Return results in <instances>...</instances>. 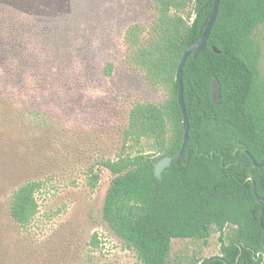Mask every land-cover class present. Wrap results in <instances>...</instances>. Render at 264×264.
<instances>
[{"label":"trees","instance_id":"16d2710c","mask_svg":"<svg viewBox=\"0 0 264 264\" xmlns=\"http://www.w3.org/2000/svg\"><path fill=\"white\" fill-rule=\"evenodd\" d=\"M151 2V19L123 33L122 61L162 97L135 102L125 115L119 152L89 169L92 187L103 169L113 175L102 220L139 264H169L173 239L206 244L211 232L220 235L226 263L261 264L264 258L255 261L252 253L264 254V204L256 202L252 181L264 199V167L253 168L242 149L264 163V70L256 40L264 30V0H219L204 51L183 68L188 142L180 163L172 162L162 180L154 177L155 164L175 158L184 139L177 67L201 35L214 0ZM43 12L40 0H0V216L20 227L38 214L36 194L44 183L26 179L14 187L27 169V162L25 170L17 164L18 150L30 128L49 125V105L59 102L57 94L73 75L63 66L68 50H54L50 24L38 19ZM112 72L111 63L103 67L104 76ZM213 78L221 87L216 102L210 95ZM93 240L97 248L96 234Z\"/></svg>","mask_w":264,"mask_h":264},{"label":"rangeland","instance_id":"374dc122","mask_svg":"<svg viewBox=\"0 0 264 264\" xmlns=\"http://www.w3.org/2000/svg\"><path fill=\"white\" fill-rule=\"evenodd\" d=\"M43 23L50 24L54 50H68L63 66L72 69L59 102L49 105L46 128H30L17 164L27 169L14 181L41 180L39 211L27 227L0 216V264H139L102 220V206L113 175L106 169L95 187L89 169L114 158L121 145L125 115L138 101H159L141 74L123 64L127 26L148 22L151 0H40ZM264 70V30L256 34ZM56 46L58 48L56 49ZM111 63V76L103 67ZM71 82V88L70 87ZM20 181V182H19ZM227 233V231L225 232ZM96 234L98 247L94 245ZM219 233L207 243L173 239L169 264H189L219 254Z\"/></svg>","mask_w":264,"mask_h":264},{"label":"water","instance_id":"95a60500","mask_svg":"<svg viewBox=\"0 0 264 264\" xmlns=\"http://www.w3.org/2000/svg\"><path fill=\"white\" fill-rule=\"evenodd\" d=\"M218 7H219V0H214L212 11H211L209 18L201 26V30H202L201 35L198 38H196L194 41H192L186 47V49L183 52L182 58L178 64L175 82L178 86V104H179V107H180V110L182 113V123H183V128H184V139H183L181 149L179 150V153L175 158L163 157L160 160H158L157 163L155 164V166H154V177L157 180H162L163 171L167 167H169L172 162H174L175 164L178 165L180 163L182 157H183V151H184V149L187 145V142H188V132H189L188 117H187V113H186L184 101H183V68H184V65H185V63L189 57L196 59L198 57V55H200L204 51V49L207 45V41H208V38L210 36L211 30L214 26L217 14H218ZM213 50L215 52H218L216 49H213ZM210 95H211V100L213 102H216V101L220 100V98H221V87H220V83H219L217 78H213V80L211 82ZM242 151L250 158L251 165L253 168L261 169L264 167V163L258 164L252 158V156L247 152L246 149H242ZM252 192L254 194L256 202L260 203V204H264V199L261 198L257 194L256 187H255V184L253 181H252ZM262 246L264 247V230H263V234H262ZM214 260H220V261L225 262L221 256H213V257H209V258L203 260L199 264H207L208 262L214 261ZM225 264H228V263L225 262Z\"/></svg>","mask_w":264,"mask_h":264},{"label":"flooded vegetation","instance_id":"af4514ba","mask_svg":"<svg viewBox=\"0 0 264 264\" xmlns=\"http://www.w3.org/2000/svg\"><path fill=\"white\" fill-rule=\"evenodd\" d=\"M219 252H220V251H219ZM215 256H221V255L218 254V255H215ZM252 256H253V258H254L255 261L258 260L259 256H262V257L264 258V254H263V253H260V254L252 253ZM211 257H213V256H211ZM208 258H209V257H208ZM206 259H207V258H206ZM261 264H264V261H263V260L261 261Z\"/></svg>","mask_w":264,"mask_h":264}]
</instances>
